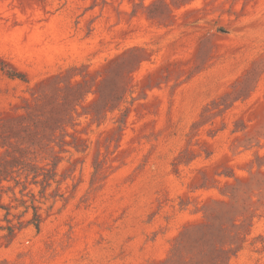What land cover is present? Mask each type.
<instances>
[{"label":"rangeland","instance_id":"374dc122","mask_svg":"<svg viewBox=\"0 0 264 264\" xmlns=\"http://www.w3.org/2000/svg\"><path fill=\"white\" fill-rule=\"evenodd\" d=\"M0 264H264V0H0Z\"/></svg>","mask_w":264,"mask_h":264},{"label":"trees","instance_id":"16d2710c","mask_svg":"<svg viewBox=\"0 0 264 264\" xmlns=\"http://www.w3.org/2000/svg\"><path fill=\"white\" fill-rule=\"evenodd\" d=\"M39 175L40 173L37 172V170H35L34 176H33L35 182H37L36 179ZM32 207L34 208V218L30 222L34 223L35 226L39 229L41 222H42V217H41V213L39 212V206L35 204V198L32 201Z\"/></svg>","mask_w":264,"mask_h":264}]
</instances>
